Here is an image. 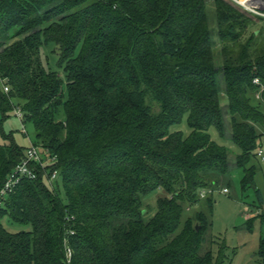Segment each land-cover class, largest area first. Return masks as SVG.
I'll use <instances>...</instances> for the list:
<instances>
[{
    "label": "trees",
    "instance_id": "trees-1",
    "mask_svg": "<svg viewBox=\"0 0 264 264\" xmlns=\"http://www.w3.org/2000/svg\"><path fill=\"white\" fill-rule=\"evenodd\" d=\"M210 2L0 0L2 119L20 109L42 158L54 157L0 203V264H226L224 242L200 252L210 223L196 205L211 206L200 191L232 168L242 169L241 192L254 191L248 222L264 224L254 183L264 27L253 28L264 16ZM49 41L64 82L43 62ZM184 116L187 135L170 129ZM210 127L238 146L232 165ZM24 155L0 143V188ZM156 188L164 195L148 216L142 197ZM4 216L26 228L10 230ZM258 254L264 264V233Z\"/></svg>",
    "mask_w": 264,
    "mask_h": 264
},
{
    "label": "rangeland",
    "instance_id": "rangeland-1",
    "mask_svg": "<svg viewBox=\"0 0 264 264\" xmlns=\"http://www.w3.org/2000/svg\"><path fill=\"white\" fill-rule=\"evenodd\" d=\"M210 1L207 0L209 6H211ZM258 26L264 27V21H258L253 28H257ZM216 48L217 58L219 59L220 44ZM41 56L44 64L50 70L59 74L64 82L65 74L63 65L58 62L56 44L51 41L43 43L41 46ZM0 90H2L1 80ZM225 102L226 100L223 99L222 104H225ZM152 108L153 110H157L158 106L152 103ZM16 109L17 107L12 108L4 119H2L0 112V143H10L13 141L19 146L25 147L26 150L34 140L35 128L31 121L19 119L16 116ZM60 116H63L62 109L60 110ZM23 126L26 133L21 130ZM170 129L180 130L183 135H187L190 132V127L186 122L185 116L178 124L171 126ZM259 130L263 132L259 144L263 150V157L257 156L255 160L257 172L254 176V183L264 198V126ZM209 133L212 139L227 148L228 159L232 165L235 155L239 153L238 146L234 144L230 136L228 138L220 137L214 127L209 128ZM241 177L242 169L240 168H232V171L229 173L217 175L213 190L211 193H208L212 199L211 206H206L205 201L202 200L196 205L197 209L203 211V214L210 223L209 227L205 230V239L201 244L200 252L211 250L215 253L218 245L224 242V253L227 257L226 264H260L258 244L261 233H264V224H260L258 218H254L248 222L249 217L257 214L259 209L256 207L257 205L251 204L254 198L253 188H248L245 192H241ZM56 180L59 181L58 176L53 179V183ZM223 187H227L228 191H222ZM161 195H164V192L160 188H156L142 197L148 216L155 212L156 199ZM262 205L264 207V201ZM1 221L5 227L12 231L26 228L23 225L11 223L7 216H4Z\"/></svg>",
    "mask_w": 264,
    "mask_h": 264
},
{
    "label": "built area",
    "instance_id": "built-area-1",
    "mask_svg": "<svg viewBox=\"0 0 264 264\" xmlns=\"http://www.w3.org/2000/svg\"><path fill=\"white\" fill-rule=\"evenodd\" d=\"M248 8V10L261 14L264 16L263 12H259L256 9L250 8L248 6H245ZM254 82H258V79H254ZM2 89L3 91L7 92L8 91V86L5 85L2 82ZM16 116L19 117V119H23V113L21 112L20 109H16ZM22 132L26 133V130L24 126L22 127ZM257 156L263 157V150L259 146L256 150ZM54 157L51 158H42V155L40 153V148L35 145L33 142L29 144V146L25 150V155L22 158V160L17 163L12 170L7 174L6 179L0 188V203L2 202L4 196L10 192H12L15 187L18 185V183L21 182L22 179L28 178V179H34L37 175V165L39 164L40 166H44L46 162H50V160H53ZM57 172L54 170L52 174L49 177V181L52 184L53 179L56 178ZM222 191L226 192L228 191L227 187H223ZM212 192V189H207V190H202L199 193L200 197H204L206 194ZM72 218V217H71ZM68 233H73L72 229H69L67 231ZM64 241H66V238H64ZM71 251L69 248H66V257L67 261H69Z\"/></svg>",
    "mask_w": 264,
    "mask_h": 264
},
{
    "label": "crops",
    "instance_id": "crops-1",
    "mask_svg": "<svg viewBox=\"0 0 264 264\" xmlns=\"http://www.w3.org/2000/svg\"><path fill=\"white\" fill-rule=\"evenodd\" d=\"M234 2L238 3L239 5L243 6L244 8H246L245 6L251 7L253 9L256 10H264V0H233ZM250 2L255 3L254 5H252ZM247 9V8H246Z\"/></svg>",
    "mask_w": 264,
    "mask_h": 264
},
{
    "label": "water",
    "instance_id": "water-1",
    "mask_svg": "<svg viewBox=\"0 0 264 264\" xmlns=\"http://www.w3.org/2000/svg\"><path fill=\"white\" fill-rule=\"evenodd\" d=\"M252 5H254L255 3H252V2H250ZM264 8V7H263Z\"/></svg>",
    "mask_w": 264,
    "mask_h": 264
},
{
    "label": "bare ground",
    "instance_id": "bare-ground-1",
    "mask_svg": "<svg viewBox=\"0 0 264 264\" xmlns=\"http://www.w3.org/2000/svg\"><path fill=\"white\" fill-rule=\"evenodd\" d=\"M73 228V227H72Z\"/></svg>",
    "mask_w": 264,
    "mask_h": 264
}]
</instances>
